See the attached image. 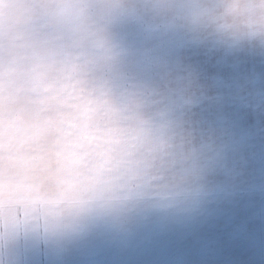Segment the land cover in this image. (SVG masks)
Listing matches in <instances>:
<instances>
[{"label": "clouds", "instance_id": "9594fccd", "mask_svg": "<svg viewBox=\"0 0 264 264\" xmlns=\"http://www.w3.org/2000/svg\"><path fill=\"white\" fill-rule=\"evenodd\" d=\"M130 30L264 50V0H0V264L193 192L216 151L191 73L136 67Z\"/></svg>", "mask_w": 264, "mask_h": 264}, {"label": "rangeland", "instance_id": "374dc122", "mask_svg": "<svg viewBox=\"0 0 264 264\" xmlns=\"http://www.w3.org/2000/svg\"><path fill=\"white\" fill-rule=\"evenodd\" d=\"M143 78L191 73L207 99L188 118L216 151L198 186L123 225L97 222L58 244L26 245L20 264H264V50L228 51L179 33L130 30Z\"/></svg>", "mask_w": 264, "mask_h": 264}]
</instances>
